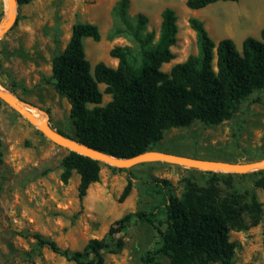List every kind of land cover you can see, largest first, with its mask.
<instances>
[{"label":"rangeland","instance_id":"rangeland-1","mask_svg":"<svg viewBox=\"0 0 264 264\" xmlns=\"http://www.w3.org/2000/svg\"><path fill=\"white\" fill-rule=\"evenodd\" d=\"M117 1L35 0L28 5L18 4L15 24L0 39V85L29 111L42 113L53 128L74 137L70 102L50 82L53 59L65 50L75 24H93L100 30V41L83 40L92 71L98 63L118 66V60L110 56L116 46L138 52V45L129 35L109 37L114 28L111 11ZM166 8L176 13L178 33L171 47L174 59L161 68L165 73L198 54L196 32L189 24L191 18L204 24L215 43L239 37V51L241 38L260 39L264 25V0L221 1L201 10H190L186 0H130L128 13L132 22L138 14H144L148 18L146 32H154L157 39ZM5 14L6 2L0 0V25ZM105 88L100 85L103 93ZM110 100L111 96L104 93L100 106ZM0 144V264H76L39 246L35 235L51 239L63 249L82 251L90 240L103 239L116 222L137 212H154L165 230L166 198L158 192V183L168 181L171 185L167 191L181 197L186 180L205 186L210 180L207 172L234 174L163 161L129 168L101 163L100 181L91 185L81 200L80 176L74 171L67 182L62 179L63 159L71 151L51 142L1 99ZM151 150L226 164L263 161L264 92L242 102L233 116L219 125L195 121L186 128L165 129L163 139L153 143ZM253 172L256 171L220 176L217 182L223 195L236 192L247 201L255 195L263 208L259 224L230 233V240L236 244L233 264H264V187L256 185L264 181V173L246 175ZM129 181L131 194L121 202ZM120 237L124 248L105 252L104 264H142L143 254L159 247L158 234L148 223L133 220ZM158 262L168 264L165 257Z\"/></svg>","mask_w":264,"mask_h":264},{"label":"trees","instance_id":"trees-1","mask_svg":"<svg viewBox=\"0 0 264 264\" xmlns=\"http://www.w3.org/2000/svg\"><path fill=\"white\" fill-rule=\"evenodd\" d=\"M35 0H17L28 5ZM239 0H186L190 10H201L218 2ZM130 0H118L112 8L114 28L110 38L127 34L138 45V52L127 46H116L110 56L118 60L111 68L98 63L94 70L86 58L84 38L98 42L101 33L93 24H75L65 50L54 57L50 82L70 102V116L75 128L71 137L93 150L118 159L133 158L152 151L151 145L163 139V131L186 128L195 121L208 126L230 119L238 106L255 93L264 92V27L260 39L247 37L239 51L235 42L224 38L215 43L204 24L189 20L196 32L198 54L176 64L170 73L161 70L174 59L171 47L176 43L178 26L174 10L164 9L158 38L146 32L148 18L138 14L132 22ZM111 100L104 106L100 85ZM89 105H94L89 108ZM1 146V144H0ZM0 149V164L2 163ZM62 179L67 182L75 171L80 176L79 198L86 197L91 185L100 181L101 162L70 152L63 159ZM263 170L253 172L259 175ZM210 180L200 186L191 180L181 197L171 195L158 183V192L166 198V229L162 230L154 212L129 214L110 227L103 239H93L82 251L61 248L55 241L35 235L41 247L76 264H104L105 252L124 248L122 235L134 221L151 225L159 237V247L142 256V264H233L236 244L230 240L234 230L242 231L259 224L263 217L262 204L255 195L243 200L234 192L223 195L217 184L219 177L235 174L207 172ZM219 181V182H218ZM218 182V183H217ZM264 187V181L256 182ZM132 190L125 186L120 201Z\"/></svg>","mask_w":264,"mask_h":264},{"label":"water","instance_id":"water-1","mask_svg":"<svg viewBox=\"0 0 264 264\" xmlns=\"http://www.w3.org/2000/svg\"><path fill=\"white\" fill-rule=\"evenodd\" d=\"M18 7L17 0H7L8 22L0 31V39L12 28L17 20L16 9ZM6 11V14H7ZM5 14V17H6ZM5 20V18H4ZM3 20V21H4ZM3 23V22H2ZM2 23L0 27L2 26ZM1 86V85H0ZM2 87V86H1ZM3 88V87H2ZM4 89V88H3ZM6 91V90H5ZM0 99L12 106L20 115L26 118L32 125L36 126L40 132L47 137L51 142L59 147L70 150L71 152L87 156L91 159L97 160L101 163L108 164L117 168H129L136 164L149 162V161H163L183 165L193 169H203L208 171L224 172V173H248L250 171H259L264 169V160L246 164H226L220 162L203 161L199 159L175 156L156 151H148L129 159H118L110 155H106L99 151L93 150L85 145L78 143L72 138H67L60 134L58 130L52 127L48 120L40 121L29 111L16 96L6 91H0ZM257 167V168H256ZM256 168V169H254Z\"/></svg>","mask_w":264,"mask_h":264},{"label":"bare ground","instance_id":"bare-ground-1","mask_svg":"<svg viewBox=\"0 0 264 264\" xmlns=\"http://www.w3.org/2000/svg\"><path fill=\"white\" fill-rule=\"evenodd\" d=\"M5 2H6V11H7V0H5ZM8 11H7V14H6V17H5V20H4V22H3V24H2V26H1V28H0V31L2 30V28L7 24V22H8ZM0 91L2 92V93H6V91H5V89H3L1 86H0ZM34 116H35V118H37L38 120H40V121H45L46 120V118L43 116V114L42 113H40L39 111H36V110H33V111H30ZM257 168V167H256ZM256 168H254V169H256Z\"/></svg>","mask_w":264,"mask_h":264},{"label":"crops","instance_id":"crops-1","mask_svg":"<svg viewBox=\"0 0 264 264\" xmlns=\"http://www.w3.org/2000/svg\"><path fill=\"white\" fill-rule=\"evenodd\" d=\"M258 27H260L259 26V23H257L256 24ZM257 26L255 27V28H257ZM263 27H264V25H263ZM262 27V28H263ZM239 38V37H238ZM238 38H237V40H238ZM241 38V37H240ZM247 38V37H246ZM246 38H241V42H242V44H243V41L246 39ZM231 39H233V41L235 42V44H236V46H237V48L239 47V45L236 43L237 42V40H236V38L234 39V37H231Z\"/></svg>","mask_w":264,"mask_h":264}]
</instances>
